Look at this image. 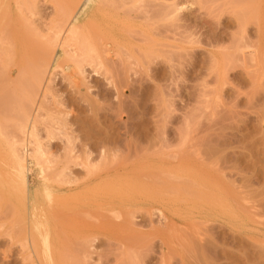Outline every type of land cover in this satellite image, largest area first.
<instances>
[{
  "label": "rangeland",
  "instance_id": "rangeland-1",
  "mask_svg": "<svg viewBox=\"0 0 264 264\" xmlns=\"http://www.w3.org/2000/svg\"><path fill=\"white\" fill-rule=\"evenodd\" d=\"M2 1L0 264H264V0Z\"/></svg>",
  "mask_w": 264,
  "mask_h": 264
},
{
  "label": "bare ground",
  "instance_id": "bare-ground-1",
  "mask_svg": "<svg viewBox=\"0 0 264 264\" xmlns=\"http://www.w3.org/2000/svg\"><path fill=\"white\" fill-rule=\"evenodd\" d=\"M1 2H3L2 0H0ZM78 3V2H77ZM77 3H75V5L77 4ZM1 4V3H0ZM6 5L7 4H5V7H6ZM97 5H98V3H97ZM4 7V8H5ZM98 7V6H97ZM2 10H3V6H2V8H1ZM96 9V8H95ZM74 10H76V6H75V8H71V11H69V13L71 12H73L74 13ZM70 13V14H71ZM65 14H67V13H65ZM68 15V14H67ZM70 16L71 15H69V17L68 16H66L67 17V19H65L64 20V24L65 23H68V22H66V21H68V20H70V19H68V18H70ZM63 19L65 18V17H62ZM59 22H60V20H58ZM61 21H62V19H61ZM62 23V22H61ZM62 23V24H63ZM77 24V23H76ZM59 25V24H58ZM66 25V24H65ZM56 28H55V30L57 29H59V32H61L60 30L62 29V28H64V26L62 27H60V28H57V26H55ZM59 27V26H58ZM78 26L76 25L75 26V24H72L71 25V27L69 28V30H68V32L70 33V34H72V36L71 37H73V34H74V36H76L75 34L76 33H78L77 32V30H78V28H77ZM66 29V28H65ZM63 30V29H62ZM79 30H82V31H80V33L81 32H83V31H85V30H83V29H79ZM78 30V31H79ZM62 33V32H61ZM83 33H86V34H88L86 31L85 32H83ZM68 34V33H67ZM86 34H84V35H86ZM55 35H57L58 36V33H55ZM83 35V34H82ZM67 36V35H66ZM88 36H90L89 34L88 35H86V36H83V37H85V38H83L81 41H84L83 43H84V45H86V44H88L87 46H88V48H87V46H85V48L84 49H88L89 50V53L91 52H97L98 53V51L97 50H101V49H97L96 48V46L98 47V45L95 43V41L92 39V37H91V39H89L90 37H88ZM77 37V39H78V36H76ZM87 37V38H86ZM55 38V37H54ZM59 38V37H58ZM67 38V37H66ZM70 38V37H69ZM82 38V37H81ZM80 38V39H81ZM50 39H52V38H50ZM55 39H57V37L55 38ZM54 39V40H55ZM71 39V38H70ZM85 39L88 41L87 43H85ZM89 39V40H88ZM65 40V39H64ZM50 40L48 39V41L47 42H49ZM53 41V40H52ZM66 41H67V39H66ZM72 41V40H71ZM73 41H75V40H73ZM80 41V40H79ZM94 41V42H93ZM56 42V41H55ZM68 42V41H67ZM64 43V45H65V41L63 42ZM81 43V42H80ZM82 43V44H83ZM42 44H45V43H42ZM49 44H52V45H54V42L52 43H49ZM60 45V44H59ZM41 46V45H40ZM47 46V45H46ZM51 45H48V47L49 48H47V51L45 52V54H44V56L43 55H41L40 54V52L41 51H39V53L38 54H40L41 56H42V58H40V56H39V58L40 59H38V60H41V61H39V63L40 62H42V59H43V62H44V64H40L41 66H43L44 68H45V66H46V64H48L50 61L49 60H51L50 59V55H51V53L52 52H54L55 50H53V46H51ZM103 46V45H102ZM62 47V46H61ZM60 47V48H61ZM84 47V46H83ZM45 48V47H44ZM103 48V47H102ZM55 49V48H54ZM86 50H85V52H84V54L86 53ZM96 50V51H95ZM104 50V49H103ZM45 51V50H44ZM43 51V52H44ZM63 51H64V47H63ZM62 51V52H63ZM105 51V50H104ZM87 53H88V51H87ZM104 53V52H103ZM37 54V55H38ZM52 54H54V53H52ZM83 54V53H82ZM90 55V54H89ZM93 54H91V56H92ZM95 55V54H94ZM98 55H99V53H98ZM83 56H86V55H83ZM88 56V55H87ZM52 57V56H51ZM89 57V56H88ZM38 58V57H37ZM64 58V57H63ZM63 58H61V60H64ZM92 58V57H91ZM98 58H100L101 59V55L98 57ZM54 60V59H53ZM35 61V60H34ZM37 61V60H36ZM35 61V62H36ZM49 61V62H48ZM52 61V60H51ZM38 63V62H37ZM38 63V64H39ZM58 64H59V62H57ZM57 64V65H58ZM37 65V64H36ZM40 65H37V67L36 68H39V66ZM60 65V64H59ZM59 65H58V67H59ZM49 66V65H48ZM47 67V66H46ZM34 69H35V67H33ZM40 69H43V68H40ZM45 70H48L47 68L45 69ZM35 71H37V70H35ZM40 71V70H39ZM43 71V70H42ZM1 72V71H0ZM27 72V71H26ZM33 72V71H32ZM29 73H30V70H29ZM37 73H39V72H37ZM37 73H35L37 76H38V79L37 80H39V75L37 74ZM45 73V72H44ZM2 74V73H1ZM20 74V73H19ZM7 75V74H6ZM9 75V74H8ZM21 75H23L22 73H21ZM45 75V74H44ZM2 76V75H1ZM29 76V75H28ZM3 77V76H2ZM9 77V76H8ZM7 78V77H6ZM35 78H37V77H35ZM1 79V78H0ZM19 79H21V78H19ZM33 79V78H32ZM10 80V79H9ZM2 81V80H1ZM16 81H18V80H16ZM8 81H6V83H7ZM10 82V81H9ZM8 82V83H9ZM11 82H12V80H11ZM15 82V81H14ZM13 82V83H14ZM24 82V81H23ZM48 82H49V79H48ZM3 83H5V82H3ZM5 83V84H6ZM15 83H17V82H15ZM36 83V82H35ZM40 83H41V81H40ZM2 84V83H1ZM10 84V83H9ZM26 84H27V81H26ZM16 85V84H15ZM18 85V84H17ZM10 86V85H9ZM22 86V85H21ZM28 86V85H27ZM39 86V85H38ZM7 87V86H6ZM11 87V86H10ZM29 87V86H28ZM35 87V86H34ZM24 88V87H23ZM5 89H7V88H5ZM5 89L3 90V91H5ZM16 89V88H15ZM27 89H30V87L29 88H27ZM32 89V88H31ZM12 90H13V88H12ZM17 90H18V88H17ZM1 91V90H0ZM13 92V91H12ZM28 92V91H27ZM35 92V91H34ZM10 93V92H9ZM24 94V93H23ZM23 94H21V95H23ZM28 95V94H27ZM31 95H32V93H31ZM30 95V96H31ZM3 96V95H2ZM7 96V95H6ZM30 96H29V98H27V99H31L30 98ZM33 96V95H32ZM2 98V97H1ZM33 98V97H32ZM24 99V98H23ZM22 100V99H21ZM35 100V99H34ZM33 101V100H32ZM22 102V101H21ZM27 102H28V100H27ZM34 102V101H33ZM4 103H5V101H4ZM13 103V102H12ZM18 103V102H17ZM20 103V102H19ZM29 103V102H28ZM7 103H5V105H6ZM30 104V103H29ZM1 105V104H0ZM3 105V104H2ZM5 105H4V107H5ZM20 106H21V103L19 104ZM13 106V105H12ZM25 106V105H24ZM30 106L31 105H29V109H31L30 108ZM3 107V108H4ZM8 107V106H7ZM23 109H24V107H23ZM29 109H27L25 112H23L22 113V111H21V113L20 114H22V115H24V113H26V112H30L29 111ZM40 109V108H39ZM8 110V109H7ZM20 110V109H19ZM4 112V111H3ZM28 113H26L25 115H24V117L22 118L21 117V119H19V120H16L17 122H16V129L19 131V133L20 132H22V133H24L25 135H28V134H30V136H31V138H32V136H34L35 135V133H33L36 129H35V127H36V125H35V121H34V117H33V119H31L32 118V115H30V113H29V115H28ZM21 115V116H22ZM34 116H35V114H34ZM37 116V115H36ZM20 116H18V118H19ZM31 117V118H30ZM14 118H15V115H14ZM17 118V117H16ZM32 120L35 122H32ZM14 124V123H13ZM35 125V126H34ZM17 133V132H16ZM18 133V134H19ZM32 134H34V135H32ZM11 135V134H10ZM17 136V135H16ZM11 148H10V151H11V153L9 152V154H12V157L10 156V161H11V164H10V162L8 163L9 164V167H10V169H11V172L9 171L8 173V175H10V177H9V180L7 181V185H10V187L11 186H13L14 188V190H17L18 191V194H19V192L21 193L20 194V196L21 195H23V197L22 198H24L26 195H24V191H25V186H26V184L28 183V172H29V170H28V168H27V166H26V159H25V157L27 156H25V155H22V154H19L18 153V151L14 148V146H10ZM17 147V146H16ZM8 148H9V146H8ZM34 158V157H33ZM6 172V171H5ZM6 175H7V172L5 173ZM54 174H57V173H55L54 172ZM59 174V173H58ZM1 175H2V173L0 174V178H2L1 177ZM45 175V174H44ZM49 176V175H48ZM56 176V175H55ZM57 177V176H56ZM44 178V177H43ZM48 178H50V176L48 177ZM48 178H47V180H48ZM52 179V178H51ZM54 179V178H53ZM0 180H2V179H0ZM55 180V179H54ZM2 183V182H1ZM26 193V192H25ZM15 194H16V192H15ZM17 196H19V195H17ZM22 198H20L21 199V201H22ZM26 198V197H25ZM24 201H25V199L22 201L23 203H24ZM26 203V202H25ZM16 207V206H15ZM27 210V209H26ZM14 213H15V211H14ZM13 213V214H14ZM16 215H20V213H17ZM16 217V216H15ZM19 217L20 216H18V220H20L19 219ZM35 219V218H34ZM18 220H16V218H15V220L14 221H18ZM28 220V219H27ZM23 221V220H22ZM21 222V221H20ZM24 222V221H23ZM23 222H21V223H23ZM30 222V221H29ZM18 223V222H17ZM28 223V222H27ZM29 224H31V222L29 223ZM28 224V225H29ZM21 224H19V226H20ZM27 225V224H26ZM25 226V225H24ZM30 226H32V225H30ZM21 227H23V226H21ZM29 226H27V228H28ZM35 228V227H34ZM24 229V228H23ZM26 231H29L28 229H25ZM26 233V232H25ZM28 233V232H27ZM29 233H31L30 231H29ZM32 233H34V232H32Z\"/></svg>",
  "mask_w": 264,
  "mask_h": 264
}]
</instances>
